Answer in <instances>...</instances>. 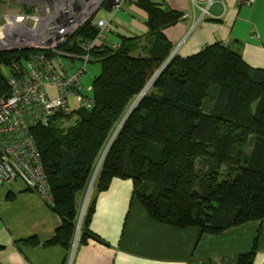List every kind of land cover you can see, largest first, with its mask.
<instances>
[{"label": "trees", "instance_id": "obj_1", "mask_svg": "<svg viewBox=\"0 0 264 264\" xmlns=\"http://www.w3.org/2000/svg\"><path fill=\"white\" fill-rule=\"evenodd\" d=\"M136 4L148 15V32L132 38L118 33L120 48L100 46L93 51L94 62L101 66L93 81V108L74 111L77 123L67 131L55 127L61 114L49 126L39 124L32 131L51 186L50 206L63 221L51 243L68 250L77 231L80 198L130 103L171 54L173 45L164 30L184 16L152 0ZM97 33L90 21L63 49L79 53L77 42ZM36 52H0V67L7 65L13 75ZM8 76L0 71L5 91ZM211 98L214 103L205 112ZM223 167L227 178L221 180ZM115 178L132 180L134 197L149 216L171 226L218 234L262 221L264 69L250 67L221 43L186 58L175 55L113 139L95 181L96 191L106 190ZM92 213L91 205L82 224V244ZM256 254L253 248L239 255L237 264H253Z\"/></svg>", "mask_w": 264, "mask_h": 264}, {"label": "crops", "instance_id": "obj_2", "mask_svg": "<svg viewBox=\"0 0 264 264\" xmlns=\"http://www.w3.org/2000/svg\"><path fill=\"white\" fill-rule=\"evenodd\" d=\"M152 1L184 13L180 22L164 30L175 55L186 58L221 43L250 67L264 69V0H254L250 7L239 0H215L204 17L208 0ZM20 11L18 7L13 13ZM112 23L117 34L130 38L148 32V15L136 2L116 13ZM91 205L86 242H80L81 223L68 250L51 243L63 221L39 192L22 181L0 184V264H237L239 255L253 248V264H264V219L218 234L171 226L152 219L134 197L133 181L121 178L101 192L93 187L85 215Z\"/></svg>", "mask_w": 264, "mask_h": 264}, {"label": "built area", "instance_id": "obj_3", "mask_svg": "<svg viewBox=\"0 0 264 264\" xmlns=\"http://www.w3.org/2000/svg\"><path fill=\"white\" fill-rule=\"evenodd\" d=\"M137 1L8 0L7 11L0 18V52H37L8 76L7 91L0 87V184L22 181L52 204L51 186L32 131L39 124L49 126L57 114L70 116L76 110L93 108V85L88 96L82 84L88 65L94 62L93 51L100 46L121 47L112 23L114 15ZM214 2L208 0L203 17ZM253 2L239 0L243 7ZM12 5L21 11L12 13ZM27 7L33 12L27 13ZM90 21L98 28L95 38L78 41L79 53L65 51L63 46ZM63 56L69 59L72 72ZM72 98L77 107L71 104Z\"/></svg>", "mask_w": 264, "mask_h": 264}, {"label": "rangeland", "instance_id": "obj_4", "mask_svg": "<svg viewBox=\"0 0 264 264\" xmlns=\"http://www.w3.org/2000/svg\"><path fill=\"white\" fill-rule=\"evenodd\" d=\"M7 2H8V0H0V17H2L3 16V14H5L6 13V11H7ZM17 6H14V5H12L11 6V12L13 13V12H15L16 10H17ZM28 13V12H27ZM3 22V20L1 19L0 20V24ZM171 54H172V52H171ZM170 54V55H171ZM169 55V56H170ZM169 58V57H168ZM167 58V59H168ZM167 59H166V61H167ZM62 60H63V62L69 67V59L67 58V57H65V56H63L62 57ZM165 61V62H166ZM77 62H79L80 64H81V62L80 61H77ZM164 62V63H165ZM164 65V64H163ZM162 65V66H163ZM88 70V72L86 73V75L84 76V78H83V80H82V84H83V86H84V89L85 90H87V93H86V95H92V92L90 91H88V89H89V87H91L92 85H93V81H94V79L100 74V72H101V66H100V64L98 63V62H92V63H90L89 65H88V68H87ZM0 71H1V74L3 75V76H5V77H7L8 75H9V71H8V67H7V65H5V64H2V66L0 67ZM69 71H71V68L69 67ZM159 71V70H158ZM157 71V72H158ZM72 72V71H71ZM157 72L155 73V75L157 74ZM154 75V76H155ZM153 76V77H154ZM153 77L151 78V79H153ZM151 79H150V81H151ZM149 81V82H150ZM148 82V83H149ZM148 85V84H147ZM145 89V88H144ZM152 90V89H151ZM154 92V91H153ZM142 93V92H141ZM140 93V94H141ZM154 93H156V92H154ZM139 94V95H140ZM139 95H137L133 100H132V102L130 103V106H129V110H130V108L132 107V106H134V105H136L138 102H139V99H140V96ZM214 103V101L212 100V98L210 99V100H208L207 101V103H205V105H204V108H203V110L205 111V112H208L209 111V109H211V107H212V104ZM71 104L73 105V106H75V107H77L78 105L76 104V102H75V99H71ZM128 110V111H129ZM71 116V117H70ZM70 116H62V117H59V122L58 123H56V125H55V127L56 128H58L59 130H61V131H67L70 127H72V126H74L76 123H77V117H76V115L74 116V115H70ZM253 143H254V137L251 139V141H250V144H249V147L247 148V150H248V153H251V151H252V145H253ZM225 171H226V169L223 167L222 169H221V180H223V179H225V178H227V173H225ZM224 172V173H223ZM99 173V172H98ZM97 178V177H96ZM95 181H96V179H95ZM94 185H95V182H94ZM94 185H93V187H94ZM93 189V188H92ZM152 190V189H151ZM86 196V195H85ZM85 196H84V198H85ZM84 203H85V199H84ZM83 208H84V204H82V206L80 207V213H79V218H78V221L80 220V216H81V212H82V210H83ZM87 208V207H86ZM83 216L85 217V210H84V214H83ZM81 217V223H83V218L84 217ZM81 225V224H80Z\"/></svg>", "mask_w": 264, "mask_h": 264}, {"label": "water", "instance_id": "obj_5", "mask_svg": "<svg viewBox=\"0 0 264 264\" xmlns=\"http://www.w3.org/2000/svg\"><path fill=\"white\" fill-rule=\"evenodd\" d=\"M174 56H175V53H172V54L169 56V58L167 59V61L164 63V65H163V66L160 68V70L157 72V74L153 77V79H154V84H153V86L155 85L156 81H157V80L159 79V77L162 75L163 71H164L165 68L168 66V64L170 63V61L173 59ZM151 81H152V79H151ZM151 81H150V82H151ZM150 82H149V83H150ZM149 83H148V84H149ZM147 86H148V85H147ZM147 86H146V87H147ZM146 87H145V89H146ZM145 89H144V90H145ZM144 90H143V91H144ZM143 91H142V93H143ZM142 93H141V94H142ZM141 94H140V95H141ZM146 95H147V94H146ZM146 95H144V96L141 98V100L138 102L137 105L132 106V107L130 108V110L127 112L126 116L124 117V119L122 120V122L119 124V126H118L117 129L115 130V132H114L112 138L110 139L108 145L106 146V149H105L104 152H103L102 157L100 158V161H99V163H98V165H97V167H96V169H95L94 175H93V177H92V180H91V182H90V185H89V187H88V190H87V193H86V196H85L84 208H83V210H82V212H81L82 214H81V216H80L79 224H78V227H77L76 238H77V236H78V233H79V230H80V227H81V226H80V224H81V217H82L83 214H84V210H85V208H86L87 200H88L89 195H90V192H91V190H92V188H93V185H94L95 179H96V177H97V175H98V172H99V170H100V167H101V165H102V162H103V160H104V157H105V155H106V153H107V151H108V149H109V147H110V145H111L113 139L115 138V136L117 135L118 131H119L120 128L122 127L123 123L126 121V119L128 118V116L134 111V109L140 104V102L143 100V98H144Z\"/></svg>", "mask_w": 264, "mask_h": 264}, {"label": "bare ground", "instance_id": "obj_6", "mask_svg": "<svg viewBox=\"0 0 264 264\" xmlns=\"http://www.w3.org/2000/svg\"><path fill=\"white\" fill-rule=\"evenodd\" d=\"M153 84H154V79H152V81L148 84V86L146 87V89L143 91V93L141 94V96H140V99H139V101L141 100V98L144 96V95H146L147 94V92L150 90V88L153 86ZM138 104V103H137ZM136 104V105H137ZM135 106V105H134Z\"/></svg>", "mask_w": 264, "mask_h": 264}]
</instances>
